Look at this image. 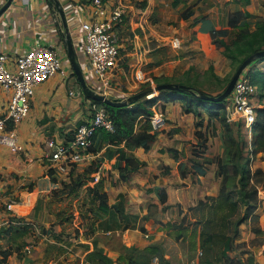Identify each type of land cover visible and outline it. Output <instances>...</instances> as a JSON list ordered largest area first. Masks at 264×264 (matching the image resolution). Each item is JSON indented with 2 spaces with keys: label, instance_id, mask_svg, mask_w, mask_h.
<instances>
[{
  "label": "crops",
  "instance_id": "0c3cea01",
  "mask_svg": "<svg viewBox=\"0 0 264 264\" xmlns=\"http://www.w3.org/2000/svg\"><path fill=\"white\" fill-rule=\"evenodd\" d=\"M5 1L0 0V6ZM103 1L107 9L121 5L130 8L129 15L128 9L125 14L121 7L124 15L122 19L128 23L126 21L123 25L121 21L116 24L115 33L122 59L132 56V64L138 66L135 73L140 71L143 77L147 73L145 78L148 81L160 76L181 81L179 78L182 77L193 80L196 72L210 71L224 78L232 67L230 59L223 54L220 40L230 43L239 33L238 24L243 21H248L251 29L256 20L264 21V0ZM89 3L90 0H12L0 14V50L16 56L23 54L33 44L40 43L54 48L62 64H71L64 69L67 75L59 73L36 87L28 116L15 125L25 150L14 152L0 145V207H4L0 209V217L4 223H14L9 216L14 212L28 224L27 230H31L30 224L35 221L41 224L62 223L59 217L61 208H52L57 206V199L52 198L49 192L62 184L61 179H69L68 174L83 172L97 157L101 159L100 166L91 173L97 183L101 179L103 186H110L108 204L116 203L118 209L108 208L107 213L95 223L93 235L88 238L83 235L85 243L71 236H63L65 241L62 238L50 240L44 234L35 237V243L26 242L22 249L25 255L16 264H47L45 250L48 247L65 250L73 259L72 264H130L121 259V256L127 257L124 235L129 229L124 230L123 237H115L116 246H112L105 237V240L99 237L122 231L119 226L120 213L131 218L152 212L148 206L157 199L159 187L165 189L166 201L156 204H161L159 211L168 216L180 213V209L185 213L189 207L204 201L202 208L206 210L207 217L215 214L218 218H224L215 205L221 178L218 166L211 161V157L221 155L224 150L225 113L220 109L221 113L218 111L215 114L194 103L189 109L181 98H169L162 103L166 115L165 127L156 135L149 149L136 147L132 150L143 161V165L137 170L128 171L124 180L120 179L114 164L116 155L108 158L105 147L89 151L82 161L72 166L71 172L69 169L70 173L55 174L57 180L50 179L47 170L50 151L45 141L49 138L56 142L65 140L79 120L89 115L93 102L81 88L71 57L76 59L86 83L92 89L99 91L101 88L113 87L117 89L114 92L119 93L116 85L111 86L113 80L103 85L96 78L84 54L81 22L89 13ZM174 37L180 40L177 48L172 45ZM123 62L125 65L127 61ZM142 65L146 70L143 71ZM250 69L264 71V59L251 62L248 66ZM116 77L120 80L127 77L124 66L118 70ZM117 95L119 97L114 100L124 98V95ZM5 97L0 88V113ZM195 110H198V114ZM235 122L227 123L233 128ZM211 128L215 132H211ZM199 133L202 142H199ZM199 147L201 149L196 151ZM259 151L264 153V150ZM255 165L264 171V157ZM181 170L187 174L182 175ZM108 177L113 178L116 184H112ZM22 180L26 183L37 180V184L32 190L19 188ZM258 190L259 205L238 225L239 232L235 236V243H239L238 250L236 247L234 249L238 264H264V181ZM13 194H19L18 199ZM48 200L52 204L48 205ZM52 214H57L59 221L54 222L53 219L47 222V215ZM41 216L43 219H40ZM212 220L213 216L209 221ZM59 224L53 225L51 230V234L59 231L56 237L61 236L63 229ZM28 241H33V238ZM152 241L156 242L158 238ZM147 242L139 241L136 244L137 251L143 252L149 244ZM12 263L10 255L2 264ZM148 264H151V259Z\"/></svg>",
  "mask_w": 264,
  "mask_h": 264
},
{
  "label": "rangeland",
  "instance_id": "374dc122",
  "mask_svg": "<svg viewBox=\"0 0 264 264\" xmlns=\"http://www.w3.org/2000/svg\"><path fill=\"white\" fill-rule=\"evenodd\" d=\"M126 1L131 0H124L125 3H127ZM121 7L124 8L125 14H127V9L128 14H131V12L129 11L130 8H126L123 5H121ZM126 21L127 20L123 21L122 24L124 25ZM123 37H125V34L123 35ZM123 60L127 61L125 65ZM129 60H131L130 63H128ZM132 60V56H127L122 59V66H124L126 70L127 77L122 78V80H120L119 77H115L113 79V85H111H116V87L119 88V93L117 94L124 95V97L132 93H136L149 85H156L157 83H155V81L163 80L165 77L160 76L154 78L153 81H148L145 78L147 76V73H145L143 77L140 71H138L140 75L137 77L135 70L138 66L132 64ZM237 64L238 61L232 62L231 72L227 76L219 80L212 75V71L205 73L196 72L194 74L193 80L191 78L185 79V77L179 79L188 81L209 94L216 95L224 88L225 84H227ZM69 65L63 64V69L67 68ZM144 65H142L143 71L146 70V67H144ZM245 71L248 73V67H246ZM114 90L117 92V89H113V87H106L101 88L99 92L105 93L112 99H116L117 97H119V95H117ZM158 93L159 92H155L153 95L149 96V98H152V96H157ZM252 102L255 106V109L264 107V89H259L255 92L254 96L252 97ZM2 107L4 108V105L1 106V108ZM219 112L221 113V111ZM259 116V119H262L264 113H260ZM235 121H237L235 122L236 125L239 124V129H237L236 125H234L233 130H235L236 132L238 131L245 139V147L247 150H245L246 154L249 155L248 151L254 148L249 156V162L251 163L252 167H256V162L264 157V153H259V150L261 149H255L254 147L256 136L259 132L258 128L256 129V131H254L255 133H253L252 131V133L249 134L243 128L240 120L237 119ZM140 128L149 129V118L138 116V118L136 119V129ZM210 130L211 132H215L213 128H211ZM253 134L256 136H254ZM199 142H202V136L199 137ZM205 146L207 147V143H205ZM102 147H105L104 150H107L108 148H115L114 145L108 144L105 140H103L101 144L97 143V145L95 146L96 149H101ZM200 149L201 147H199L198 149L196 148L195 150L198 151ZM100 163L101 159L97 157L92 160L91 164L87 165L83 172L68 174L69 179H61L59 176L61 182L63 181L62 184L59 185L58 188L49 192V195L51 194L52 196H50L52 198L57 199V206H53L52 208L57 209L58 206L61 208L59 211V217L63 222H59L60 224L56 223L59 224L61 228H63L60 232L61 236L56 237V234L59 231L51 234V230L53 231L52 226L56 224L49 223V225L42 223V225L41 223L35 221L33 222L35 226H33L31 230H25L21 226L22 223H17V221H15V223H12V228H9L8 224H10V222L7 221L4 223V221L1 220L2 217H0V264L5 262L6 258H9L10 255L11 258H13L14 264H16V261H18L25 255L22 249L23 247H25L24 245L26 244V242L30 244L35 243V237H38L41 234L46 235V237L54 241H58L61 238L63 241H65L64 237H77L81 241V243H85L84 239L93 235L95 231L94 225L99 219H101L99 218V216L103 217L106 214L103 213L99 208L98 202L101 199L107 202H109L110 200L109 195L107 194V192H110V186H103L99 190L96 186L97 182L93 174L88 171L89 166L93 168H99ZM55 174L56 173L54 169L53 175H50L51 180H57ZM59 175H62V173H60ZM108 176H110L109 173ZM100 180L101 179H99V181ZM109 180L112 182V184H116L113 178H109ZM35 184H37V180L31 183H26L24 180H22L19 188L24 187L28 190H32L34 186H36ZM104 192L107 194V197H103ZM18 195L19 194H13V197L18 199ZM24 196L26 195H23V197ZM232 198L236 199V195H232ZM51 202L52 201L48 200V205L52 204ZM201 202L203 203H199L196 206L186 209L185 213H183V209H180V213L176 214L175 212V214L171 216H168L165 213L159 211V207H161V204L157 205L154 202H150L148 210L151 209L153 210L152 212L149 211L144 215L131 218H126L123 214L120 213L119 226L122 231H119L118 233H107L99 238L102 240H105L106 238L109 243L112 244V246H116V241L114 240L115 237H123L122 235L124 234V230L129 229L125 232L124 235V240L127 242V245H125L124 247V251L126 247L127 250L137 249L136 244L141 240H144L145 242L148 241L147 243L152 244L154 248L153 250L149 251V258L153 254H156L157 256H159L160 260H158V263L160 264H212L213 262L218 264H238V260L236 259L237 255L235 254L236 251L234 249L236 247V249L238 250L239 243H235L236 237L233 235V229L234 221L239 216L242 206H238V209H236L235 212L229 213V215L224 218H218V216H216L215 214L209 215L207 217V214H205L206 210L204 209L203 211L202 208L205 202ZM0 209H4V207L2 206L0 207ZM7 209L11 210V208H9L8 206ZM56 215L57 214L47 215L46 219H49L47 222L53 219H55L53 220L54 222L56 220L59 221ZM9 216H11L12 218L14 217V219L17 220L20 219L14 212L10 213ZM212 216V223H209V220ZM40 219H43L42 216L40 217ZM29 222L32 221L30 220ZM226 222L228 225L227 227H224V225H226ZM44 226L47 231L44 230ZM223 229L225 230V232L223 231ZM32 230H34L35 232H33ZM26 231H28V233H25ZM83 235H85L84 239L82 238ZM230 235H233V238L228 245L225 238ZM23 236H26L27 239H24ZM51 237L53 239H51ZM29 238H33V241H28ZM154 238H158V241H152V239L154 240ZM10 243L11 245H9ZM152 257L150 259H152ZM72 261L73 259L70 258L69 254L66 253L65 250L63 251L62 248L54 249L52 247H48L47 250H45V262L47 264H72Z\"/></svg>",
  "mask_w": 264,
  "mask_h": 264
},
{
  "label": "built area",
  "instance_id": "2783aa9c",
  "mask_svg": "<svg viewBox=\"0 0 264 264\" xmlns=\"http://www.w3.org/2000/svg\"><path fill=\"white\" fill-rule=\"evenodd\" d=\"M89 13L81 22L84 33V54L91 71L104 84H109L122 69L120 45L115 33L116 24L122 21L120 6L107 9L103 0H90ZM56 20V19H55ZM172 45L180 46L178 37ZM67 75L57 51L47 45L33 44L23 54L10 56L0 50V88L5 94V103L0 113V145L14 152H23L15 125L28 116L36 87L57 74ZM137 77L140 75L136 74ZM142 75V74H141ZM257 87L242 73L236 80L230 94L225 98L224 111L227 121L240 120L249 134L256 123V109L252 97ZM166 124L164 111L158 108L149 116L151 131H161ZM114 122L103 102H92L89 115L81 119L70 135L60 142L49 138L48 166L60 174L68 171L89 154V146L98 129L114 130ZM151 264H158L153 256Z\"/></svg>",
  "mask_w": 264,
  "mask_h": 264
},
{
  "label": "trees",
  "instance_id": "16d2710c",
  "mask_svg": "<svg viewBox=\"0 0 264 264\" xmlns=\"http://www.w3.org/2000/svg\"><path fill=\"white\" fill-rule=\"evenodd\" d=\"M238 28L239 33L230 43L223 40H220V43L223 46V54L230 59L231 63L234 61H238L239 64L250 53L264 48V21L256 20L253 29L250 28L248 21H243L238 24ZM263 59L264 57H260L256 60ZM212 75L218 80L222 79L214 73H212ZM244 75L249 79L251 83H253L257 87V90L262 89V87L264 86V71H252L250 69L248 70V73L245 71ZM161 82L180 83L192 88L200 89L196 85L188 81H181L173 77L170 78L166 76L163 80L155 81V83L157 84ZM169 97L184 99L189 109L192 103H194L195 105H200L201 107H204L207 110L214 112L215 114H217L220 109H222V111L225 113V99L221 101L202 99L197 97L189 89L181 88L162 90L159 91L157 96H152V98L142 97L126 105L115 106L104 103L107 112L113 119L115 128L111 132L104 129H98L97 132H95V134L93 135L92 144L88 148L89 151H94L97 143L101 144L103 140H105L108 144L114 145L115 148H108L107 150H105V154L108 158L116 155L114 164L118 169L120 179L124 180L126 178L125 174L128 171L137 170L143 165V161L135 156L132 150L136 147H142L145 150L149 149L151 147V144L155 140L156 135L158 134L157 131H151L150 126L149 129H136V119L140 115L149 118V116L158 108L163 110L162 103L165 102ZM92 100L94 102H101L94 99ZM195 113L198 114V110H195ZM260 113H264V107L256 108V123L253 126V133H255L254 131H256L257 128L259 132L257 133V136L253 134L254 136H256L254 147L255 149L264 150V116L262 117V119H259ZM227 122H225V131L223 134L225 140L223 153L221 155L212 156L211 161L217 164L218 175L221 178L219 197L215 201L216 207L224 215V217H226L229 215V213L235 212L236 209H238L239 205L242 206L239 216L234 221L233 235L236 236L238 233V225L243 222L259 205L260 199L258 196V189L260 184L264 181V171L260 167L251 166V163L249 162V156L254 148L248 151L249 155H247L245 152V139L238 131L236 132L235 130H233V128ZM236 128L239 129V124H237ZM47 169L48 173L50 175H53L54 168L49 166ZM72 169L73 167L70 168V172L72 171ZM95 169H97V167L93 168L89 166L88 171L91 172ZM181 174L186 175L187 173L184 170H181ZM96 186L99 190L101 189V187H103L101 180L96 183ZM234 194L236 195V199L232 198V195ZM105 196L107 197V194L104 192L103 197ZM165 201V189L163 187L157 188V199L153 200V202L163 203ZM98 206L103 213H107L110 206L118 209L116 203L108 204L107 201H104L102 199L99 200ZM10 218L14 220V223L15 221H17V223H23L21 224V226L25 230H27L26 228H28V224H25L23 221H21L22 217H19L21 219L18 220L14 219V217L12 218L11 216ZM99 218H101V216H99ZM8 225L9 228H12L13 226L12 223ZM227 225L228 224L226 222V225H224V227H227ZM33 226L35 225L30 224V229H32ZM44 230H46L45 226ZM223 231L225 232L224 229ZM233 235L227 236L225 238L228 245L230 244ZM153 249L154 248L152 244H150V246L148 245L143 252L137 251V249L127 250L126 247L125 254H127V257L121 256V259L125 260V262L127 263L129 262L130 264H148L150 259L149 251ZM100 256L106 259L105 256ZM157 257L158 260H160L159 256ZM212 264L218 263L213 262Z\"/></svg>",
  "mask_w": 264,
  "mask_h": 264
},
{
  "label": "water",
  "instance_id": "95a60500",
  "mask_svg": "<svg viewBox=\"0 0 264 264\" xmlns=\"http://www.w3.org/2000/svg\"><path fill=\"white\" fill-rule=\"evenodd\" d=\"M12 0H6L1 6H0V14L5 11V9L10 5ZM260 57H264V48H261L259 50H256L252 53H250L247 57H245L236 67V69L234 70L233 74L231 75L230 79L228 80L226 86L224 87V89L216 94H209L207 92H204L203 90L197 89V88H192L189 87L187 85L184 84H180V83H171V82H161L158 83L156 85H150L147 86L145 88H143L142 90L133 93L129 96H126L122 99H111L110 97H108L105 93L96 91L94 89H92L85 81L83 74L81 72V69L79 67V65L76 62V59L74 57H71L72 60V65H73V69L74 72L77 76V78L80 81L81 84V88L82 90L85 92L86 95H88L89 97H91L94 100H98L101 101L105 104H109V105H115V106H120V105H126V104H130L142 97H149L151 95H153L155 92H159L162 90H167V89H177V88H181V89H189L190 91H192L197 97L202 98V99H207V100H211V101H221L223 99H225L231 92L236 80L238 79V77L244 72L245 68L254 60L260 58Z\"/></svg>",
  "mask_w": 264,
  "mask_h": 264
}]
</instances>
